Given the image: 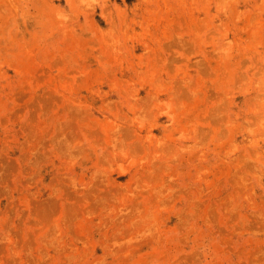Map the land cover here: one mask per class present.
I'll list each match as a JSON object with an SVG mask.
<instances>
[{
    "label": "rangeland",
    "instance_id": "1",
    "mask_svg": "<svg viewBox=\"0 0 264 264\" xmlns=\"http://www.w3.org/2000/svg\"><path fill=\"white\" fill-rule=\"evenodd\" d=\"M0 264H264V0H0Z\"/></svg>",
    "mask_w": 264,
    "mask_h": 264
}]
</instances>
